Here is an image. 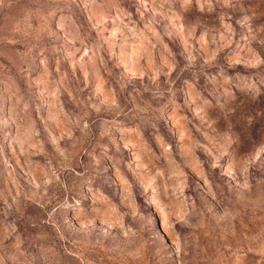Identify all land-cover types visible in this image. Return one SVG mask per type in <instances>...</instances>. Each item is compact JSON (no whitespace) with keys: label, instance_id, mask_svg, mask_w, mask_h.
<instances>
[{"label":"rangeland","instance_id":"rangeland-1","mask_svg":"<svg viewBox=\"0 0 264 264\" xmlns=\"http://www.w3.org/2000/svg\"><path fill=\"white\" fill-rule=\"evenodd\" d=\"M0 264H264V0H0Z\"/></svg>","mask_w":264,"mask_h":264}]
</instances>
